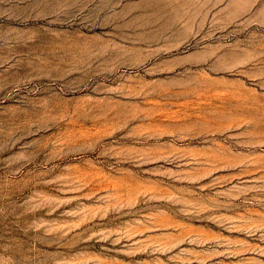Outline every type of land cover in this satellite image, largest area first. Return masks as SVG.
<instances>
[{
    "label": "rangeland",
    "instance_id": "obj_1",
    "mask_svg": "<svg viewBox=\"0 0 264 264\" xmlns=\"http://www.w3.org/2000/svg\"><path fill=\"white\" fill-rule=\"evenodd\" d=\"M0 32V264H264V0H0Z\"/></svg>",
    "mask_w": 264,
    "mask_h": 264
},
{
    "label": "bare ground",
    "instance_id": "obj_2",
    "mask_svg": "<svg viewBox=\"0 0 264 264\" xmlns=\"http://www.w3.org/2000/svg\"><path fill=\"white\" fill-rule=\"evenodd\" d=\"M76 6V5H75ZM11 34L9 33V32H4V33H2V35H1V32H0V41L3 39V40H8V39H10V36Z\"/></svg>",
    "mask_w": 264,
    "mask_h": 264
}]
</instances>
